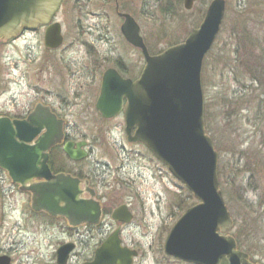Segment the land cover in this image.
<instances>
[{"label": "rangeland", "instance_id": "374dc122", "mask_svg": "<svg viewBox=\"0 0 264 264\" xmlns=\"http://www.w3.org/2000/svg\"><path fill=\"white\" fill-rule=\"evenodd\" d=\"M113 1L102 5L89 0L85 8L87 21H93L92 13L107 16L103 22L108 25V40L76 35L73 24L80 15L67 9L65 39L52 51L36 32L0 41V105L7 98L13 109L29 108L43 99L63 113L62 101H71L74 107L66 118L93 140L88 164L98 173L106 164L110 167L99 177L109 184L102 189L110 196L108 204H128L134 215L121 228L124 244L139 253L133 264H186L164 253V236L187 208L180 207L183 199L188 204L196 200L188 199L189 191L145 145L127 140L120 116L111 120L99 116L94 108L98 79L90 82L80 76L86 70L96 78L105 67L118 64V57L143 68L141 50L120 35L121 19ZM210 1L195 0L190 10L182 0L122 4L139 22L143 42L154 54L184 41L202 21ZM224 6L220 31L201 69L204 124L218 153L219 189L232 219L226 234L248 260L264 263V76L260 83L249 78L259 62L264 68V0H225ZM0 176V255H8L10 264H56L54 252L71 233L66 231L68 223L56 218L54 225L47 224L42 213L31 210L27 193ZM102 222L105 228H94L92 235L79 240L71 264L92 258L93 250L114 230L109 214Z\"/></svg>", "mask_w": 264, "mask_h": 264}, {"label": "water", "instance_id": "95a60500", "mask_svg": "<svg viewBox=\"0 0 264 264\" xmlns=\"http://www.w3.org/2000/svg\"><path fill=\"white\" fill-rule=\"evenodd\" d=\"M60 2L0 0V38L10 39L23 28L46 25ZM193 3L183 0L188 10ZM224 5L225 0H211L201 23L183 42L153 55L147 52L138 24L124 14L121 32L142 51L145 64L135 82L108 69L95 105L104 117H112L122 110L126 98L127 140L143 143L198 200L179 215L163 244L165 254L195 264H252L246 253L236 248L235 239L225 234L232 219L219 189L218 153L204 126L201 69L220 30ZM60 34V25L50 24L43 35L45 46L61 45ZM55 117L39 104L23 120L0 117V168L20 190L31 192V207L37 212L62 215L73 224L97 223L99 203L80 199L78 179L53 175L46 164L47 149L61 140V121ZM41 130L46 132L34 141ZM32 177L45 181L29 184ZM126 207L114 208L111 219L130 222L133 215ZM119 231L115 228L94 250L92 260L81 264H132L137 251L122 244ZM73 248V243L62 244L55 252L57 263L65 264ZM9 263L8 255H0V264Z\"/></svg>", "mask_w": 264, "mask_h": 264}, {"label": "flooded vegetation", "instance_id": "af4514ba", "mask_svg": "<svg viewBox=\"0 0 264 264\" xmlns=\"http://www.w3.org/2000/svg\"><path fill=\"white\" fill-rule=\"evenodd\" d=\"M108 1L109 0H100V2H102V5L108 4ZM122 1L120 0L113 1L114 10H115L114 12L121 19L120 23L118 24L121 37L126 40L125 36L121 32V24L123 23L125 19L124 14H129L134 19V21L139 25V33L142 36L139 22L133 15H131L126 10L127 8L124 6V4H122ZM88 3H89V0H61L56 13L53 14L54 16L51 17V19L46 25H39L34 30L24 28L18 33V35L15 38L10 39V40L9 39L5 40L3 38H0V41L10 42V41L17 39L19 36H23L26 33H35V32L40 34L42 38L44 39L43 35L45 34L47 27L53 23H58L60 25V30H61L60 35H62V38L64 41L65 39L64 31L65 30H64L63 24H65V15H66L67 9L71 10L72 12L74 11L73 13H75L76 11V14L80 15L76 18L77 21L75 23L73 22L75 29L79 31L76 33V35L78 36L81 35V36H84L85 38L88 37L95 41H98V40L102 41L104 39L108 40V38H110L108 36V33H109L108 25L106 21L103 22V18L106 20L107 16H103L101 15V13L100 14L92 13L95 16L91 18L93 19V21L91 22L87 21V17L85 16L87 15L88 12L85 11V8L87 7ZM83 24L85 25L87 24V25L83 26ZM48 50L52 51V49L50 48H48ZM115 60L116 61L119 60L120 62H118V64L116 65L105 67L104 70H101L100 74H98L99 76L96 78H95V75H92V76L87 75L86 70H83L82 75H80L82 78H86V79L90 78L89 79L90 82H92L93 79L94 80L98 79V82H97L98 84H96L97 93L95 95L94 108L98 112L99 116L104 120H111L118 116H120L122 120H124V114H123V111H121L118 114H116L114 117L106 118V116L104 117L96 108L95 105L97 102L98 95L100 93V87H101V82L103 79V74H105V72L108 69H113L116 72V74H118L122 79H130L135 82V80H137V78L140 75L139 72H141V70L138 69V67L136 68V65H133V64L127 65L126 63H124V61L121 60V57L115 58ZM0 79H1V71H0ZM5 99L7 98H4L2 106L0 105V117L8 118L10 120H23L29 115V113L33 110V108H35V106L39 104V105L48 107L49 110L56 116L55 118L61 121V138H60L61 140L55 143L54 145H52L49 149H47V158L45 159L46 164L49 167L50 172L53 175L65 174V175L71 176L72 178L78 179L79 198L85 201L93 199L97 201L101 207L100 209H101L102 215L100 219H98L99 221L97 223H92L90 221H83L77 224L70 223L69 220L62 215L53 216L46 211L37 212L31 209L32 211L36 213H42L48 220L47 224L49 223L50 225H54L52 221L56 218L58 219L61 218L68 223L69 228H67L66 231L71 232L69 234V238L68 240L63 241L56 248V250L64 243H67V242L73 243L74 248L69 253L67 261L65 262V264H71L70 261H71L73 254L75 253L74 251H76L77 243L79 242V240H82L83 238H85V235H88V234L92 235V231H93L92 229L94 228H105L106 224H103L102 222L104 217L108 214L110 215L116 206L123 204V203H119V204H116L115 206H111V204L109 205L108 204L109 198L107 197H110V196H108V193H105L107 192V190L105 192H103L102 190V189H107L109 184L108 182H106L105 178H99L100 173L110 172V167H108V165L106 164L107 168L105 170H101L100 173H98L96 170L91 168L90 164H88V159H89L88 157H90L91 152H92L93 140L87 137L86 133L83 132L82 128L80 129L78 126L74 127V125L69 123L68 119L66 118L70 112L71 107L73 106L71 101H62L66 105V107H63V113H62L58 107L54 108L52 104H49L47 101H44L43 99L41 101L36 102L32 107H29V108L27 107L17 108L16 107L15 109H13V104L10 101H6ZM75 101H76V98L74 100V103ZM125 102H126V99H123V104H122L123 107H124ZM76 105H77V102H76ZM122 130L124 131V124H123ZM45 132L46 130H41L38 133V135L34 138V141L35 139H37L40 135H42ZM66 148H68L70 152H68ZM78 156H82V157L77 158ZM101 166H104V165L101 164ZM0 175H4L6 178H8L11 181L10 177L8 176L7 171L1 168H0ZM43 181H45V178L32 177L28 182L29 184H34V183H40ZM13 185L17 186V188L20 190L19 185H17L16 183L15 184L13 183ZM23 193L25 194L27 193V195L30 197V208H31V193L28 191H23ZM127 206H128L127 208H129L128 204ZM107 209H110L108 213L106 212ZM129 209L131 210V208ZM111 224H114L115 226L114 228H117V227L120 228V235H121V228H124L126 225H128V224H123L120 222H115L113 220H111ZM107 228H110V227H107ZM91 259L92 258L85 259L77 264H81L84 261H88ZM252 260L253 259H251L250 261ZM55 262L56 264H58L57 259H56V253H55ZM254 263H257V262H254ZM258 263L264 264L261 262H258ZM186 264H191V263H186Z\"/></svg>", "mask_w": 264, "mask_h": 264}, {"label": "trees", "instance_id": "16d2710c", "mask_svg": "<svg viewBox=\"0 0 264 264\" xmlns=\"http://www.w3.org/2000/svg\"><path fill=\"white\" fill-rule=\"evenodd\" d=\"M244 48V47H243ZM243 48H242V50H243ZM262 64V63H261ZM261 64H260V62L258 63V69H257V71L255 72V74H252L249 78H250V80L252 81V82H255V81H257V82H262L261 81V78H262V76H264V68L263 69H261ZM249 65V64H248ZM248 65H246V70L248 71V73H251V71L247 68V66ZM250 66V65H249ZM261 99V98H260ZM259 99V100H260ZM258 101V100H257ZM262 101L263 100H260L259 101V103H258V106H260V103L261 104H263L264 103V101H263V103H262ZM218 174H219V179L221 178V174H220V172L218 171ZM193 199V196L191 195V194H189V197H188V199ZM184 202V203H183ZM183 204L184 205H186V207H189L190 205H192L193 203H191V204H188V202L185 200L184 201V199H183V201H182V203L180 204V207H182L183 206ZM188 204V205H187Z\"/></svg>", "mask_w": 264, "mask_h": 264}]
</instances>
